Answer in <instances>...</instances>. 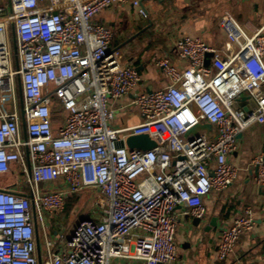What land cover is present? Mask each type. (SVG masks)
I'll list each match as a JSON object with an SVG mask.
<instances>
[{
  "label": "built area",
  "instance_id": "built-area-1",
  "mask_svg": "<svg viewBox=\"0 0 264 264\" xmlns=\"http://www.w3.org/2000/svg\"><path fill=\"white\" fill-rule=\"evenodd\" d=\"M9 1L10 7L0 3V175L18 179L13 188H0V264H39L32 201L46 245L43 264H171L177 208L204 220V199L238 178L229 157L239 135L264 123V23L247 31L225 14L226 57L201 37L179 38L175 50L187 66L158 59L167 85L135 94L140 122L116 126V103L141 76L113 47V28L96 16L132 4L146 17L140 1ZM244 94L247 109L238 106ZM197 124L212 130L187 136ZM142 134L156 147L126 145ZM252 164L264 187V156ZM88 191L92 217L70 235L56 231L54 241L48 218ZM254 225L248 209L224 228L217 259L230 258Z\"/></svg>",
  "mask_w": 264,
  "mask_h": 264
},
{
  "label": "crops",
  "instance_id": "crops-1",
  "mask_svg": "<svg viewBox=\"0 0 264 264\" xmlns=\"http://www.w3.org/2000/svg\"><path fill=\"white\" fill-rule=\"evenodd\" d=\"M139 1L147 10L146 17L132 4H117L96 16L98 22L113 28V47L122 52L125 62L136 66L141 76L134 92L116 103V126L140 122L138 110L133 104L135 94L155 91L167 85L156 65L158 59L169 58L179 69L187 66L175 50L179 38L201 37L226 57L230 38L221 26L225 14H230L247 31L255 30L264 23V0ZM249 104L247 94L238 100L239 107L247 109ZM258 155L264 156V123L253 124L239 135L238 149L229 157V162L239 170L238 178L227 189L213 191L204 199L207 216L201 224L195 225L194 217L187 214L183 206L177 208V256L171 264H264V187L258 183L252 164ZM15 182L0 178V188H13ZM248 209L255 218L254 228L241 237L230 258L218 260L216 243L222 230ZM92 215L91 210L88 215L82 216L83 221ZM56 218H48L51 226ZM112 264L141 263L116 259Z\"/></svg>",
  "mask_w": 264,
  "mask_h": 264
},
{
  "label": "rangeland",
  "instance_id": "rangeland-1",
  "mask_svg": "<svg viewBox=\"0 0 264 264\" xmlns=\"http://www.w3.org/2000/svg\"><path fill=\"white\" fill-rule=\"evenodd\" d=\"M5 1L6 0H0V3H4ZM0 178L3 180L5 179L7 182H15L18 179L14 173L0 175ZM92 202L91 191L83 192L70 200L67 205L68 208L65 206L64 211L56 214L55 216H57V218L55 220L53 219L54 223L50 229L52 239L56 241L58 238L57 235H55L56 231L65 230L71 234L75 227L83 221L82 216L85 214L88 215L89 211L93 209ZM41 247L42 250L45 251L46 245L43 239L41 240Z\"/></svg>",
  "mask_w": 264,
  "mask_h": 264
},
{
  "label": "water",
  "instance_id": "water-1",
  "mask_svg": "<svg viewBox=\"0 0 264 264\" xmlns=\"http://www.w3.org/2000/svg\"><path fill=\"white\" fill-rule=\"evenodd\" d=\"M140 4H141V7L147 13V10L145 9L143 3L140 2ZM8 6L9 7L11 6L9 0H8ZM13 46H14V53H15V55H17V46H16V40L15 39L13 41ZM208 56L209 57L206 60V66H208L210 64V57L213 56V53L212 54L209 53ZM201 130L211 131L212 125L211 124H197V125L191 127L187 131L186 135L191 136V135H194ZM121 145H124V142H122ZM126 145L130 149H139V150H143V151H149V150H152V148H155L157 143L148 134H142V135H135V136L128 137L126 140ZM27 160H28V163H30L28 157H27ZM257 171H258V169H257V167H255V172L257 173ZM29 196L31 199L33 198L32 194H30ZM32 203H33L32 212H33V217L35 218L34 219V226H35V234H36V241H37L38 262H39V264H43L42 248H41V236H40L39 227H38V223H37L38 218H36V210H35L34 202L32 201ZM194 224L195 225L201 224V219L194 218Z\"/></svg>",
  "mask_w": 264,
  "mask_h": 264
},
{
  "label": "trees",
  "instance_id": "trees-1",
  "mask_svg": "<svg viewBox=\"0 0 264 264\" xmlns=\"http://www.w3.org/2000/svg\"><path fill=\"white\" fill-rule=\"evenodd\" d=\"M77 196V195H76ZM74 198V197H73ZM71 200H72V198H71ZM69 201H70V199L69 200H67V204H66V206L68 205V203H69ZM67 208H68V206H67ZM53 226V225H52Z\"/></svg>",
  "mask_w": 264,
  "mask_h": 264
}]
</instances>
